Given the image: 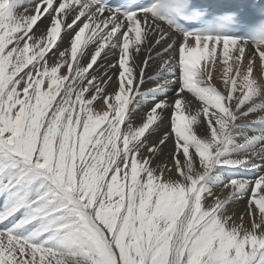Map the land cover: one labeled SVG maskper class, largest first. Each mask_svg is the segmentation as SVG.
I'll use <instances>...</instances> for the list:
<instances>
[{"label": "snow or ice", "instance_id": "6c2138e0", "mask_svg": "<svg viewBox=\"0 0 264 264\" xmlns=\"http://www.w3.org/2000/svg\"><path fill=\"white\" fill-rule=\"evenodd\" d=\"M0 264H264V0H0Z\"/></svg>", "mask_w": 264, "mask_h": 264}, {"label": "bare ground", "instance_id": "6f19581e", "mask_svg": "<svg viewBox=\"0 0 264 264\" xmlns=\"http://www.w3.org/2000/svg\"><path fill=\"white\" fill-rule=\"evenodd\" d=\"M242 207V206H241Z\"/></svg>", "mask_w": 264, "mask_h": 264}]
</instances>
